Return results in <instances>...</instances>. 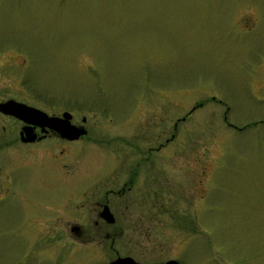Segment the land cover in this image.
<instances>
[{"label": "rangeland", "instance_id": "obj_1", "mask_svg": "<svg viewBox=\"0 0 264 264\" xmlns=\"http://www.w3.org/2000/svg\"><path fill=\"white\" fill-rule=\"evenodd\" d=\"M9 99L97 132L141 112L149 146L164 147L167 190L163 211L148 207L113 248L83 245L68 226L87 179L77 167L45 183L20 169L21 192L2 197L0 170V264H264V0H0Z\"/></svg>", "mask_w": 264, "mask_h": 264}, {"label": "flooded vegetation", "instance_id": "obj_2", "mask_svg": "<svg viewBox=\"0 0 264 264\" xmlns=\"http://www.w3.org/2000/svg\"><path fill=\"white\" fill-rule=\"evenodd\" d=\"M26 105L49 117L62 118L67 112L60 114L43 107ZM140 113L138 116L127 114L121 119L114 117L119 126H114L108 132L103 129L97 132L99 129L91 127L86 117L79 118L72 113L68 123L85 129L87 134L77 140H69L57 129L45 125L40 117L24 120L0 112V122H7L11 126H2L3 133L0 134L1 197L2 194L21 192L17 189L19 182L15 176L20 169H33V179L45 183L43 179L46 174L65 173L69 171V165H74L87 179L78 182L79 215L75 221L68 222L71 233L83 245L107 244L113 248L122 229L136 232L147 224L148 215H159L163 211L161 205H165L164 147L149 146L146 131L149 129V118ZM170 140L173 138L168 139L167 143ZM94 152L97 158H92ZM154 153L160 158L153 159ZM183 167L185 173L190 171V166ZM177 169L180 170L179 167ZM152 196L162 202L158 208L150 203ZM148 207L155 213L148 211ZM49 217L48 214L36 217L40 231L45 233L46 238L53 226ZM111 218H114V223L108 222ZM75 228L76 231H73ZM49 244L51 242L47 241L44 247L47 248Z\"/></svg>", "mask_w": 264, "mask_h": 264}, {"label": "water", "instance_id": "obj_3", "mask_svg": "<svg viewBox=\"0 0 264 264\" xmlns=\"http://www.w3.org/2000/svg\"><path fill=\"white\" fill-rule=\"evenodd\" d=\"M0 112L24 120H27L30 117H40L41 119H43L45 125L57 129L64 138H67L69 140H77L82 135L87 134V131L85 129L82 130L79 127H76L68 123L72 118V114L69 112H65L62 118L49 117L46 113L36 108L30 107L24 103H19L15 100H9L7 102L0 103ZM106 215L108 216V211L106 212ZM108 222L114 223L115 222L114 218L108 219ZM73 231H76V228L73 229ZM109 264H140V263H137L134 259L130 257H126V258H118ZM166 264H180V263L176 260H171Z\"/></svg>", "mask_w": 264, "mask_h": 264}]
</instances>
